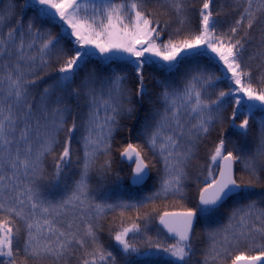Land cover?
Wrapping results in <instances>:
<instances>
[{
    "label": "snow or ice",
    "instance_id": "6c2138e0",
    "mask_svg": "<svg viewBox=\"0 0 264 264\" xmlns=\"http://www.w3.org/2000/svg\"><path fill=\"white\" fill-rule=\"evenodd\" d=\"M0 264H264V0H0Z\"/></svg>",
    "mask_w": 264,
    "mask_h": 264
}]
</instances>
